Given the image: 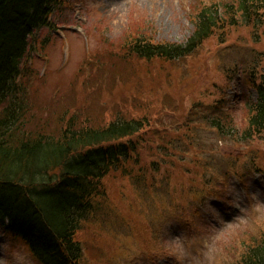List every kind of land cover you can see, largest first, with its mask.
I'll use <instances>...</instances> for the list:
<instances>
[{
  "label": "rangeland",
  "instance_id": "rangeland-1",
  "mask_svg": "<svg viewBox=\"0 0 264 264\" xmlns=\"http://www.w3.org/2000/svg\"><path fill=\"white\" fill-rule=\"evenodd\" d=\"M231 1L235 8V0H57L51 26L32 35L19 80L26 131L42 124L57 132L71 116L85 127L149 121L134 136L140 143L128 169L102 181L104 196L78 235L83 264H177L183 250L167 242L168 231L195 235L190 249L200 252L203 243L219 264H238L246 243L264 235V206L237 195L264 193V133L245 141L210 122L217 105L246 127L245 103L257 96L248 79L264 66V15L216 29L180 59L130 52L138 37L186 45L203 5L222 10ZM242 204L247 222L228 223ZM0 264L40 263L1 229Z\"/></svg>",
  "mask_w": 264,
  "mask_h": 264
},
{
  "label": "trees",
  "instance_id": "trees-1",
  "mask_svg": "<svg viewBox=\"0 0 264 264\" xmlns=\"http://www.w3.org/2000/svg\"><path fill=\"white\" fill-rule=\"evenodd\" d=\"M57 4V0H0V229L23 240L40 264H83L85 248L78 235L104 196L102 181L113 171L128 169L126 162L134 160L140 143L134 136L149 121L120 118L85 127L71 116L57 132L46 130L40 121L39 129L25 130L27 105L20 76L33 48L32 35L51 26ZM233 5L231 1L222 10L218 2L203 5L186 45L138 37L130 52L146 60L180 59L196 51L216 29L258 22L264 15V0H235ZM262 68L259 82L256 74L250 79L257 98L245 104V128H237L220 106L214 107L210 122L221 135L248 141L264 133ZM246 244L238 264H264V235Z\"/></svg>",
  "mask_w": 264,
  "mask_h": 264
},
{
  "label": "clouds",
  "instance_id": "clouds-1",
  "mask_svg": "<svg viewBox=\"0 0 264 264\" xmlns=\"http://www.w3.org/2000/svg\"><path fill=\"white\" fill-rule=\"evenodd\" d=\"M237 195L241 200L248 202L249 197L255 198V201L259 206H264V193L259 190L252 192L245 189H237ZM211 204H209L205 209V215L210 214ZM237 215L233 217V221L228 223H233L239 221L241 223H246V217L244 215L246 211V204H242L237 208ZM217 228L220 227L219 224L215 225ZM197 237L195 235L188 237L185 232H181L179 235H173L168 231V240L173 247H176V242H180V247L182 248V254L176 255L177 264H219L218 254L211 252L208 247H205L203 243L200 245V252H196L189 247L188 241H195Z\"/></svg>",
  "mask_w": 264,
  "mask_h": 264
}]
</instances>
